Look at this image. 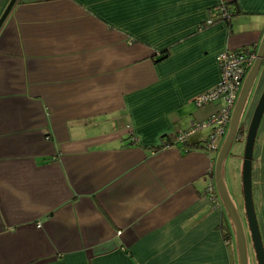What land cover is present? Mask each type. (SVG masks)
<instances>
[{"label":"crops","instance_id":"crops-1","mask_svg":"<svg viewBox=\"0 0 264 264\" xmlns=\"http://www.w3.org/2000/svg\"><path fill=\"white\" fill-rule=\"evenodd\" d=\"M263 38L264 0H18L0 29V264H239L210 129L177 137L225 105L195 103L218 56ZM263 91L264 63L245 131ZM252 183L264 244V116Z\"/></svg>","mask_w":264,"mask_h":264},{"label":"water","instance_id":"water-1","mask_svg":"<svg viewBox=\"0 0 264 264\" xmlns=\"http://www.w3.org/2000/svg\"><path fill=\"white\" fill-rule=\"evenodd\" d=\"M17 1L18 0H11L9 5L5 9L2 17L0 18V29L2 28L4 22L8 18L9 14L11 13ZM263 63H264V38L259 47L257 59L244 80L238 98V102L232 113L229 131L227 133V136L225 138V141L221 149L219 150L215 164V183L218 194L220 196L224 209L227 213V216L230 219L235 234L238 256H239V264H249L248 238L246 235V231L241 215L228 191L224 178V168L227 157L229 156L230 151L236 141V136L241 126V120L243 117L245 107L249 100L254 83L262 69ZM263 116H264V91L257 104L253 117L250 121L249 127L246 130L245 150H244V159H243V176H242L245 213L251 234V240L253 243V247L257 259V264H264V244H263V239H262L259 222L256 214L254 199H253L252 170H253L255 143Z\"/></svg>","mask_w":264,"mask_h":264},{"label":"built area","instance_id":"built-area-1","mask_svg":"<svg viewBox=\"0 0 264 264\" xmlns=\"http://www.w3.org/2000/svg\"><path fill=\"white\" fill-rule=\"evenodd\" d=\"M225 4L222 1L217 9L216 17L224 22H230L232 13L229 12ZM256 59L257 54L251 51L224 52L218 56L217 61L221 69V79L213 90L200 95L195 103L198 107H202L223 101L225 105L207 121L195 123L189 131L179 133L177 138L180 143H186L191 135L199 131L210 129V134L202 143V147L209 157L219 152V144L226 138L229 131L232 113L238 102L244 80ZM245 135L246 131L243 130V133L237 134L236 141H243ZM213 190L214 187L210 183L208 188L209 199L216 208H219L222 205L218 202Z\"/></svg>","mask_w":264,"mask_h":264},{"label":"rangeland","instance_id":"rangeland-1","mask_svg":"<svg viewBox=\"0 0 264 264\" xmlns=\"http://www.w3.org/2000/svg\"><path fill=\"white\" fill-rule=\"evenodd\" d=\"M225 139H223V141H221L220 145V149L224 143ZM242 145V144H241ZM243 147V148H241ZM240 149V151H239ZM244 150H245V143L243 144V146H238L237 142L234 143L230 154L228 156L226 165H225V179H226V183L228 186V190L231 194V197L233 198V200L237 203V193L238 190L237 188L240 186L242 187V184L240 183V177L242 175V170H243V159H244ZM240 161L242 162V165L239 169V163ZM241 173V174H240ZM241 184V185H240ZM243 193V192H242ZM239 205V210L241 212V216L244 220V224H245V228L247 231V235H248V248H249V255H250V259H251V263L252 264H256V255H255V251H254V247H253V243L251 240V234H250V230L248 227V222H247V218H246V213H245V209L243 208V206L238 203Z\"/></svg>","mask_w":264,"mask_h":264},{"label":"trees","instance_id":"trees-1","mask_svg":"<svg viewBox=\"0 0 264 264\" xmlns=\"http://www.w3.org/2000/svg\"><path fill=\"white\" fill-rule=\"evenodd\" d=\"M229 4H226V6H228ZM230 8V7H229ZM229 12L230 13H232V11H231V8L229 9ZM234 17V13H232V18ZM226 23H230V22H226ZM243 130H244V128L243 127H240V129H239V131H238V134H241V133H243Z\"/></svg>","mask_w":264,"mask_h":264},{"label":"flooded vegetation","instance_id":"flooded-vegetation-1","mask_svg":"<svg viewBox=\"0 0 264 264\" xmlns=\"http://www.w3.org/2000/svg\"><path fill=\"white\" fill-rule=\"evenodd\" d=\"M241 127V126H240ZM246 137V136H245Z\"/></svg>","mask_w":264,"mask_h":264}]
</instances>
